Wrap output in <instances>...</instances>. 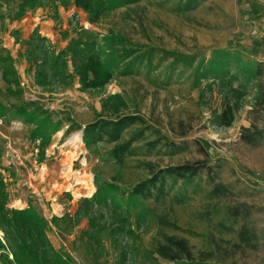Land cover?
I'll return each instance as SVG.
<instances>
[{
  "label": "rangeland",
  "instance_id": "obj_1",
  "mask_svg": "<svg viewBox=\"0 0 264 264\" xmlns=\"http://www.w3.org/2000/svg\"><path fill=\"white\" fill-rule=\"evenodd\" d=\"M22 1L0 0V58L9 59L7 64L15 68L24 93L21 98L6 93L8 85L0 63V101L8 109L6 117L0 119V169L9 192L8 206L25 208L31 203L36 207L51 223L48 236L53 246L68 254L74 264H120L121 254V264H164L156 248L167 235L188 239L194 260L202 264H264V0H204L187 13L176 12L185 0H143L97 23H92L94 17L81 0H72L68 5L43 0L24 19L12 20ZM37 27L57 51L67 47L77 28L91 30L100 37L113 32L145 53L153 50L155 67H161L151 73L141 67L132 76L117 75L103 89L82 91L76 78L70 87L48 91L36 85L25 58L26 46L13 36L17 31L22 40H29ZM217 50H230L248 64L263 65L259 80L232 83L233 89H238L241 81L247 85L246 96L238 106L234 99L229 101L234 109L230 127L215 122L227 105L221 83L204 81L194 89L195 67ZM165 53L194 57L191 65L175 68L169 86L163 85L168 76L163 73L172 69L174 57ZM115 95H121L125 102L118 116L139 115L146 121V139L138 146L161 140L151 154L141 152L124 165H118L110 155L113 144L99 143L89 148L82 141L81 131L65 133L69 119L85 125L100 116H111L105 104ZM23 103H36L51 112L53 120L64 122L42 158L40 140L31 136L34 125L25 123L16 112V106ZM245 129L259 138V144L243 139ZM169 143L187 144V148L172 154ZM147 161L156 168L203 161L213 167L217 180L227 185L230 193L211 198L212 185L205 171L202 178H196L199 189L194 192L191 188L187 203L179 205L169 197L147 202L156 217L174 227L156 219L138 227L131 217L130 224L114 239L112 230L118 223L112 208L95 207L92 216L103 226L104 244L103 252L97 248L99 258L95 259V255H88L80 238L88 229V217L71 232L64 229L65 224L58 228L51 222L53 216L69 214L74 218L81 200L95 193L96 176L101 182L115 181L127 190L148 177L149 171L143 165ZM235 209L239 217L233 216ZM243 225L257 235L256 248L240 241ZM0 264H14L13 255L0 251Z\"/></svg>",
  "mask_w": 264,
  "mask_h": 264
},
{
  "label": "trees",
  "instance_id": "obj_2",
  "mask_svg": "<svg viewBox=\"0 0 264 264\" xmlns=\"http://www.w3.org/2000/svg\"><path fill=\"white\" fill-rule=\"evenodd\" d=\"M43 0H23L17 7V11L11 16L12 20H22L29 10L40 7ZM61 5H68L72 0H54ZM89 15L94 18L92 23H97L108 14L122 8L137 5L143 0H81ZM204 0H185L176 9L178 13H187L196 10ZM75 37L63 50H56L51 41L39 33V27L29 40H22L19 32L13 33L14 38L20 44L26 46L25 58L30 71L34 73L35 83L38 87L55 91L73 85L77 78L82 91L103 89L117 75L129 77L145 67L149 73L158 70L161 66L154 64V51L145 53L123 37L109 32L107 36L100 37L91 30L83 27L74 30ZM69 36L64 33V38ZM147 54V55H146ZM173 56V67L168 73L164 86H169L175 68L181 64L191 65L194 57L165 53ZM1 60V58H0ZM164 60V59H163ZM4 67L2 77L8 85L7 94L14 97H23L21 83L18 81L17 72L12 65L7 64L9 59L2 58ZM162 62V60H161ZM136 66H138L136 68ZM72 67V72L70 68ZM263 75V65L246 63L241 56L230 50L214 51L210 59L202 60L194 69V89L201 86L202 82H220L226 92L224 100H227L225 110L216 118L219 126L230 127L234 121V109L229 101L234 99L238 104L245 98L244 86L257 81ZM240 83L238 89H233L234 81ZM228 86V87H226ZM16 88L14 90L13 88ZM260 95L257 97L259 100ZM11 106V105H10ZM125 106L121 95H115L105 104V110L111 112V116H100L92 123L85 125L76 123L72 119L66 122L68 125L65 133L73 131L82 132L83 143L91 148L99 143L113 144L110 155L118 165H124L130 157L140 155L141 152L151 154L161 143L160 139L139 145L146 139V121L139 115L118 116L120 108ZM12 107V106H11ZM17 114L25 123L34 125L31 136L40 140V157L44 156L47 146L52 141V136L60 131L64 122L53 120V114L36 103H23L16 106ZM8 112L7 106L0 101V119ZM114 114V115H113ZM139 125V126H138ZM136 127V128H134ZM134 128V129H133ZM131 135L126 134L131 130ZM243 139L252 145L259 141L250 129H245ZM172 154L183 151L187 144L169 143ZM2 150L0 148V168ZM148 169V177L138 181L130 189L124 190L113 182H101L97 176L94 178L96 191L91 197L81 200L78 209L72 216H53L51 222L58 228L62 223L64 229L71 232L81 219L88 217V229L82 231L80 238L87 246L90 257L99 258L97 248L104 251L102 229L97 217L92 216L95 207L108 206L112 208L113 219L118 223L112 230V238L129 225V220L134 217L136 226L151 223L156 219L160 224L174 227L175 224L158 216L156 217L148 206V201L159 202L170 199L171 202L182 205L191 199V188L198 191L196 178H202L206 171L208 182L212 185L209 192L211 198L226 197L230 188L217 180L213 173V167L203 161L187 162L177 165H167L156 168L151 162H143ZM0 169V230L3 238H0V251H6L13 255L14 264H74L72 259L56 249L48 236L49 220L31 203L25 208L9 207V192ZM234 217H239V210H232ZM102 217V215H100ZM101 226V228H100ZM129 232L132 231L129 229ZM240 241L249 248H256L257 235L248 226L243 225L239 233ZM157 254L166 262L164 264H202L194 260L189 241L174 235L165 236L156 248ZM126 254V253H125ZM122 263V254L120 256Z\"/></svg>",
  "mask_w": 264,
  "mask_h": 264
},
{
  "label": "bare ground",
  "instance_id": "obj_3",
  "mask_svg": "<svg viewBox=\"0 0 264 264\" xmlns=\"http://www.w3.org/2000/svg\"><path fill=\"white\" fill-rule=\"evenodd\" d=\"M78 136H79V135H78ZM79 137H80V136H79ZM79 137H78V138H79ZM77 147H78V146H77Z\"/></svg>",
  "mask_w": 264,
  "mask_h": 264
},
{
  "label": "crops",
  "instance_id": "obj_4",
  "mask_svg": "<svg viewBox=\"0 0 264 264\" xmlns=\"http://www.w3.org/2000/svg\"><path fill=\"white\" fill-rule=\"evenodd\" d=\"M52 23V22H51Z\"/></svg>",
  "mask_w": 264,
  "mask_h": 264
}]
</instances>
